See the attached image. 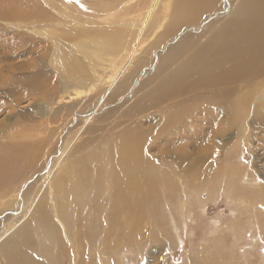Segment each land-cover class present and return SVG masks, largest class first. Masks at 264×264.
I'll return each mask as SVG.
<instances>
[{"label":"bare ground","instance_id":"bare-ground-1","mask_svg":"<svg viewBox=\"0 0 264 264\" xmlns=\"http://www.w3.org/2000/svg\"><path fill=\"white\" fill-rule=\"evenodd\" d=\"M50 1L46 0L49 6L48 11L51 13L53 11L56 13L67 12V8L76 3L66 2V4L59 0L50 3ZM19 4L22 3H17L14 0H0V19L5 20L7 28L10 24L13 28L30 30L29 26L33 28L36 25V23L29 22L30 17H36V13L30 11L27 19V15H24L23 4ZM143 4L138 6L134 12H141L142 28L138 32V36H141L138 37L139 39L137 38L138 41L136 39L134 41L132 39L124 40L125 32L123 31L110 33L102 30L101 33L93 34L89 32L91 31L89 28L88 32L91 35L87 38V44L90 49L97 48L103 53L115 56L118 54L119 57L113 64L115 72H110L112 80H110L111 83L108 82L109 91L115 88L112 100L114 101L115 96L117 98L127 91L131 96L134 92L136 97L139 94L127 107V114L149 111L148 109H155L170 96L192 93L190 100L196 105V112L186 118L182 114L183 110H174L167 114L165 123L162 122L160 127L162 128L160 135L165 138L162 139L160 148L155 149L157 155L166 154L167 145L169 149L178 148V151L184 153L185 142L188 139L197 138L196 141H201L205 140L204 135L210 137L209 133H204L209 128L205 117L212 116L214 118V107L226 112L229 115V120L238 124L246 123L245 120L250 110L255 111L257 115L263 114L264 99H260V96H264V77L260 75L264 70V0H150L148 5ZM97 17L99 16L97 15ZM36 18L46 20L43 16ZM104 22L106 21L104 20ZM111 29L113 31V28ZM146 30L150 34L149 37L154 40L148 42L145 48L139 52L141 38ZM53 31L55 32V28ZM56 34L59 37L60 33L56 32ZM41 35L45 37L43 33ZM69 35L74 42L76 36ZM18 36H21V33L17 30L16 37ZM22 41L24 40L19 39L18 46L10 47L11 53L24 47L25 43L22 44ZM49 42V40L43 42L36 39L31 45L46 48ZM142 53L145 54L144 57H140ZM159 53L161 54L159 55ZM149 57L151 59H148ZM135 60L138 61L135 62ZM132 65H134L132 72L128 73L129 75L125 79L116 81L117 78L126 74ZM146 66L151 67L150 72L154 71L151 76L147 74ZM22 67L24 66L18 68L20 80L17 82L24 84L19 88L23 92L31 91L40 94L43 98L44 91L48 86L43 81V73L33 70L34 67L31 64H28L26 69ZM7 68L9 69L6 71L8 75H14L17 72L13 66ZM71 69L73 68L71 67ZM81 70L80 68L79 74L83 73ZM21 72H26V74L21 75ZM254 74L257 79L251 82ZM21 76L24 81H21ZM64 76L67 80V75ZM83 78L88 80L86 77ZM100 79L98 78V80ZM4 83L6 81H1L0 86L4 87ZM249 83H254L253 91L249 95L242 93L234 98H224L214 103L215 91L231 88L237 84L246 88ZM61 85L64 86V83ZM1 87L0 89H2ZM211 89L215 91L212 92ZM64 90L66 91V89ZM93 91L88 92L93 93ZM47 93L50 96L49 92ZM96 112V109L91 110L86 117H91L90 115ZM34 114L43 116L44 109L39 108ZM113 117L110 112L104 117V122ZM149 118H152L151 114ZM195 123L197 124L195 125ZM222 123H227V121H222ZM164 128L167 129L165 132ZM191 128L193 129L191 134L187 135L182 132ZM26 129L17 134L18 137L14 135L12 139L23 140L25 132H29ZM145 132L147 131L143 126L137 125L136 128L117 135L111 146H102L93 150L85 159L74 157L73 162L68 160L70 159L68 156L70 153L67 152L69 143L65 147H60L58 149L60 156L47 163L44 171L40 173L39 178L37 177L40 184L34 190L36 194L34 196L30 194L29 197L24 195V201L31 199L28 203H23L22 207L26 205V210L24 208L20 215L12 219L9 224H5L4 230L0 231V264H116L115 258L124 252L130 253L132 256L139 252L142 253L146 243L142 239L140 240L139 230L145 227V217L151 212V209L152 212L155 211L159 204L142 203L136 195L137 190L142 187L144 190L146 189L145 199L150 202V190L157 181L154 169L157 167L153 165L147 155L148 150L151 154L154 152V148H145V142L149 136V133ZM154 139L156 138L154 137ZM30 148L29 144L20 145L16 142V144H12L11 148L0 150V202L9 196L6 195L9 185L12 186L19 176L29 172L25 168L28 158L33 157L34 155L31 153L35 151L32 148V152H29ZM31 162L33 161L31 160ZM35 164L39 165L37 162ZM66 164L68 165L66 166ZM107 167L112 169L109 177H107V173H103L100 177V173ZM105 175L106 178H104ZM234 182L231 179L223 181V185L230 189L227 191V197L231 198L230 194H233L234 191L244 196L241 189L237 190ZM249 183L251 182L249 181ZM106 186L109 188V192L112 191L111 197L108 199L104 197ZM263 193L264 190H256L249 195H253L256 201H261L264 198ZM5 205L7 204L5 203ZM255 205L257 208L264 209V203H255ZM30 214L32 217L28 221ZM152 236L153 240L150 242H157L159 235L154 232ZM209 250L210 248L206 249L207 253ZM206 251L202 257L204 260L212 257L209 256L210 253L207 255ZM196 263L200 264L201 262Z\"/></svg>","mask_w":264,"mask_h":264},{"label":"rangeland","instance_id":"rangeland-1","mask_svg":"<svg viewBox=\"0 0 264 264\" xmlns=\"http://www.w3.org/2000/svg\"><path fill=\"white\" fill-rule=\"evenodd\" d=\"M14 1L23 4L24 15H27V19L29 18V12L33 11L36 13V17L43 16L46 20L30 17L32 21L29 22L36 23V25L33 28L27 26L30 30H26L25 28H13L10 24L7 28L5 20L0 19V82L6 81L4 87L0 86L2 88L0 89V150L9 149L16 142L20 145L29 144L31 147L29 150L32 148L35 150L33 152L32 150L29 151L34 155L28 158L27 167L25 168L29 172L19 176V179L17 178L18 180L16 179L17 181L12 186L9 185V190L6 191V195L9 196H6L0 202V204L2 203L0 205V231L4 230L5 224H9L12 219L20 215L24 208L26 210V205L22 207L23 203H28L31 199L24 201V195L29 197L36 194L34 190L40 184L38 181L40 173L44 171L47 163L60 156L58 155L60 147H65L69 143L67 152L70 153L68 155L70 156V159H68L70 162H73L74 157L85 159L93 150H97L102 146H111L117 135L141 125L147 131L145 133H149L145 148H154V152L151 151V154L147 149V155L153 165L157 167L154 168L157 181L150 190V202L144 197L146 189L140 187L136 195L142 203L159 204L155 211L152 212L151 209V212L145 217V227L139 230L140 240L142 239L146 243L142 253L139 252L132 256L130 253L124 252L122 253L123 256L121 254V256L115 258L116 264H197L196 262L199 261L200 264H264V209L257 208L255 205V203H264V198L261 201H256L253 195H249L253 191L264 190V112L262 115H257L255 111L250 110L245 120L246 123L238 124L231 122L226 112L214 107V118L212 116L205 117L209 128L204 133H209L210 137L204 135L205 140L201 141H196L197 138L188 139L189 141L185 142L184 153L178 151V148L169 149L167 145L165 148L167 150L166 154L157 155L155 149L160 148L161 141L165 138L160 135L162 132L160 127L162 122L165 123L167 114L174 110H183L182 114L186 118L196 112L197 107L190 100L192 93L170 96L156 106L155 109L127 114V107L136 97L135 92L132 96L128 94V91L121 96L117 95L118 97L115 96L113 101L111 97L115 88L109 91V83L112 80L110 72H115L113 71V64L119 57L118 54L115 56L103 53L97 48L90 49L87 44L90 33L96 34L103 31H109L110 33L123 31L125 32L124 40L129 41L132 39L134 41L136 39L138 41L141 37L138 36V32L142 28L141 12H134L142 3L148 5L150 0H59L65 3H76L74 6L67 8L69 12L64 9L67 12L58 13L48 11L49 6L46 0ZM53 1L55 0H51L50 3ZM95 27L99 29H95ZM54 28L55 32L53 31ZM89 28L91 31H89ZM111 28H113V31ZM17 30L21 33V36L16 37ZM33 30L34 32H32ZM147 31L141 38L139 52L145 48L148 42L154 40V38L149 37L150 34ZM39 32L43 33L45 37ZM56 32L60 33L59 37ZM6 33L8 34L6 35ZM46 33L50 38H46ZM69 34L76 36L74 42L73 39H70ZM19 39L24 40L22 41V44L25 43L23 44L24 47L11 53L10 47L18 46ZM36 39L43 42L49 40L51 43L49 42L46 48H38L35 47L36 45H31ZM70 53L72 55H69ZM144 56L145 54L142 53L140 57ZM148 59H151V57ZM137 61L135 60V62ZM90 63L92 64L90 65ZM28 64L34 67L33 70L43 73V81L45 85H48L43 98L40 94L31 91L23 92L19 88L24 83L17 82L20 80L18 68L24 66L22 68L26 69ZM94 64L98 65L95 66ZM134 65L116 81L125 79L134 69ZM10 66H13L17 71L14 75L6 73L7 67L10 68ZM80 68L83 72L81 74H79ZM146 69H148L147 74L151 76L154 71L150 72L151 67L149 66H146ZM102 70L105 71L102 72ZM84 71L87 73L85 74ZM262 71L263 73L260 76L263 75L264 77V70ZM26 72H21V75L26 74ZM90 73L91 75H89ZM65 74L68 81L65 80ZM255 76L254 74L252 80H250L251 82L257 79H255ZM83 77L88 78V80H84ZM98 78L101 79L98 80ZM21 81H24L22 76ZM63 83L64 86L61 85ZM253 84L249 83L246 88L237 84V86L234 85L231 88L217 91L211 89L212 92L215 91L214 95L216 94L214 103L224 98H234V96H239L242 93L249 95L253 91ZM61 88H63V92ZM86 91H93V93H87ZM260 99H264V96H260ZM39 108L44 109L43 116L34 114ZM94 109L97 112L87 118L86 115ZM110 112H112L114 119L110 118L104 122V117ZM150 114L152 118H149ZM225 120L227 123H222ZM114 126L116 127L112 128ZM25 129L29 132H25L26 135L23 140L12 139L14 135L17 136ZM163 130L165 132L167 129L164 128ZM182 132L188 135L193 133V129H185ZM31 160L39 165L31 162ZM111 170L107 167L100 173V177L103 173H107V177H109ZM104 178H106V175ZM225 179L234 180L237 190L241 189L245 195H239L234 191L233 194H230L231 198H228L227 191L230 189L223 185ZM111 193L112 191L109 192V188L106 186L104 197L106 199L110 198ZM16 203L17 206H15ZM31 217L32 214H30V217L28 216V221ZM154 232L159 235L158 241L150 242L153 240L152 233ZM209 248L208 253L212 257L204 260L202 257L206 249ZM194 255L197 257H193Z\"/></svg>","mask_w":264,"mask_h":264}]
</instances>
